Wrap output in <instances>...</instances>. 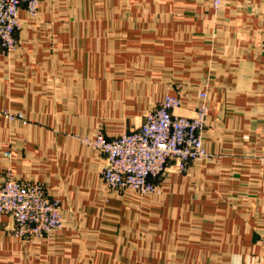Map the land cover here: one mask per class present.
I'll list each match as a JSON object with an SVG mask.
<instances>
[{"label": "crops", "instance_id": "obj_1", "mask_svg": "<svg viewBox=\"0 0 264 264\" xmlns=\"http://www.w3.org/2000/svg\"><path fill=\"white\" fill-rule=\"evenodd\" d=\"M19 14L0 52V181L7 169L44 185L63 227L22 240L1 215L0 264H264V0H51ZM166 95L181 115L206 104L208 156L169 163L152 194L108 188L81 139L137 128Z\"/></svg>", "mask_w": 264, "mask_h": 264}, {"label": "built area", "instance_id": "obj_2", "mask_svg": "<svg viewBox=\"0 0 264 264\" xmlns=\"http://www.w3.org/2000/svg\"><path fill=\"white\" fill-rule=\"evenodd\" d=\"M51 0H0V52L16 47L20 9L33 16L40 3ZM222 0H211L214 9ZM202 98H204L202 96ZM177 96L166 95L157 107L145 112L140 125L113 138L102 132L81 142L104 156L101 178L110 189L137 194L156 191L154 180L163 176L169 163L184 172L195 159L208 156L202 145L207 106L200 103L190 116L177 114ZM21 119L19 112H4ZM12 222V235L22 240L44 239L63 227L59 201L36 182H20L5 170L0 181V216Z\"/></svg>", "mask_w": 264, "mask_h": 264}, {"label": "trees", "instance_id": "obj_3", "mask_svg": "<svg viewBox=\"0 0 264 264\" xmlns=\"http://www.w3.org/2000/svg\"><path fill=\"white\" fill-rule=\"evenodd\" d=\"M189 166V165H188ZM188 168V167H187ZM160 178V177H159ZM154 183V182H153ZM154 185H155V183H154Z\"/></svg>", "mask_w": 264, "mask_h": 264}]
</instances>
